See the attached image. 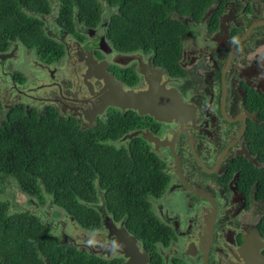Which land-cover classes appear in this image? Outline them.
<instances>
[{
  "label": "flooded vegetation",
  "instance_id": "obj_1",
  "mask_svg": "<svg viewBox=\"0 0 264 264\" xmlns=\"http://www.w3.org/2000/svg\"><path fill=\"white\" fill-rule=\"evenodd\" d=\"M201 11L198 19L170 12L171 20L184 24L180 48L178 56L172 48L161 62L153 50L117 47L107 16L91 24L74 13L68 30L43 24L39 43H50L48 55L37 46L27 48L21 37L0 39V89L7 109L41 113L53 107L82 129L101 123L107 145L130 149L135 141L148 149L164 184L159 195L148 197L149 214L132 221L127 213L119 215L122 203L110 185L102 188L93 179L92 189L88 176L75 188L83 196L79 201L97 212L93 220L61 217L55 209L61 212L55 222L47 208L63 207L48 193L43 208L33 198L21 211L47 217L42 223L49 236H34L38 254L30 264H264V0H210ZM156 71L160 78H154ZM109 76L134 91L160 81L176 92L178 115L158 119L105 104L92 120L85 117L99 104L97 94L106 90L103 79ZM37 81L56 83L59 91H51L70 113L48 102L52 96ZM74 91L80 101H73ZM116 117L120 124L111 122ZM42 246L64 250L45 254Z\"/></svg>",
  "mask_w": 264,
  "mask_h": 264
},
{
  "label": "trees",
  "instance_id": "obj_2",
  "mask_svg": "<svg viewBox=\"0 0 264 264\" xmlns=\"http://www.w3.org/2000/svg\"><path fill=\"white\" fill-rule=\"evenodd\" d=\"M102 4L106 11H103ZM210 0H0V39L5 35L21 37L24 45L49 54L50 43H39L43 18L53 14L57 4L60 21L67 23L77 13L89 23L96 24L109 15L108 32L122 50L137 47L156 52L158 62L171 53H179L180 20L169 17L171 11L180 15L201 11ZM14 17L13 24L10 19ZM62 52L59 54L61 55ZM128 121V119H127ZM75 120L60 117L53 107L43 112H29L6 108L3 86L0 89V264H30L37 256L38 242L34 236L49 230L42 223L46 218L31 211H21L12 198L6 196L5 182L16 178L19 187L45 207L48 193L52 202L63 207L64 213L79 220L90 221L97 212L81 203L83 196L76 193V186L89 177L99 180L102 188L110 185L115 197L124 203L125 210L115 206V213H127L131 219L145 218L149 214L148 197L159 195L164 186L160 172L153 165L156 159L148 149L133 141L130 149L107 145L104 129L98 126L82 129ZM120 124V118L111 120ZM120 156V157H118ZM116 157H118L116 159ZM109 174L112 180H109ZM264 175V173H263ZM116 191L118 195H116ZM34 205V203H32ZM45 213V212H44ZM61 212L54 211L55 222ZM133 216V217H132ZM84 227L96 222H79ZM100 223V222H99ZM137 225L138 222H129ZM145 225H141L143 228ZM152 226L148 223V230ZM52 240H46L50 242ZM35 242V243H34ZM43 252L52 255L63 252L42 246ZM35 255V256H34ZM35 257V258H34Z\"/></svg>",
  "mask_w": 264,
  "mask_h": 264
},
{
  "label": "water",
  "instance_id": "obj_3",
  "mask_svg": "<svg viewBox=\"0 0 264 264\" xmlns=\"http://www.w3.org/2000/svg\"><path fill=\"white\" fill-rule=\"evenodd\" d=\"M1 58L2 60L6 59V54L1 55ZM87 62L89 64L88 60ZM91 62L94 64L93 60H91ZM99 69L100 66L96 68L98 72ZM160 75L161 74L156 71V76H154V78H160ZM100 76L103 77V75ZM62 81L64 82L65 86L68 87L67 77H63ZM76 82L78 85H81L83 83L79 81ZM103 82L104 84H106V90L100 91L99 94H97L99 104H96L95 102L94 109L86 113L85 116L88 118L91 115V120L94 118L97 109L105 104H111L120 107H130L133 109H137L140 114L149 112L158 119L164 116L165 113L178 115L177 111L182 106L179 103L176 92L172 89L174 92L173 93L171 89L169 90L164 87L160 81L152 82L149 80V88L140 91L125 90L120 83L115 81L114 77L110 76L103 79ZM36 85L39 86L41 90H45V94L52 96V98H46L48 102L55 104L63 114L70 113V111L61 108L58 101L55 99V97L60 94L51 91H59V87L56 83L48 81L43 85L42 83L37 81L35 83V86ZM71 95H73V101L74 99H78V101H80V95L77 91H74ZM72 104L73 102L71 103V105ZM176 104L177 107H175ZM130 254L134 256L135 251H130Z\"/></svg>",
  "mask_w": 264,
  "mask_h": 264
},
{
  "label": "rangeland",
  "instance_id": "obj_4",
  "mask_svg": "<svg viewBox=\"0 0 264 264\" xmlns=\"http://www.w3.org/2000/svg\"><path fill=\"white\" fill-rule=\"evenodd\" d=\"M56 8L57 6L54 7L53 9V14H56ZM53 19V17H50L49 20ZM10 24H12V19L9 20ZM6 196H9L12 198L13 202L18 205V206H25V207H31L29 204H27L30 200H34L33 198H30L26 195V193H23L20 188L18 187V184L16 182V180L12 177H9V181H7L6 183ZM8 193V195H7ZM115 195V192H114ZM116 195H118V192L116 191ZM122 203V202H121ZM123 204H121V207H123ZM264 203H262L260 206H263ZM60 210L62 212L61 217L64 216V211L59 208L58 206H51L49 205V207L46 210V214H51L53 213V210ZM42 236H45V234H42Z\"/></svg>",
  "mask_w": 264,
  "mask_h": 264
},
{
  "label": "clouds",
  "instance_id": "obj_5",
  "mask_svg": "<svg viewBox=\"0 0 264 264\" xmlns=\"http://www.w3.org/2000/svg\"><path fill=\"white\" fill-rule=\"evenodd\" d=\"M101 5H102V8H103V11L105 12L106 9H105L104 5L102 4V2H101ZM55 6H57V4H54V5H53V9H54ZM105 16H107L108 19H109V17H110L109 15H105ZM105 16H103V17H105ZM50 17H51V16L42 17L45 25H51V29H53L54 26H55V24L58 23V26L62 27L64 30H68V29H67V26H66L67 23H65V22H61V21H60L59 14L57 13V8H56V14H54V15L52 16L53 19L49 20ZM103 17H102V18H103ZM102 18H101L98 22H100V21L102 20ZM11 19H12V21H14V17H11ZM108 19H107V21H108ZM98 22H97V23H98ZM12 24H13V22H12ZM10 25H11V24H10ZM39 113H40V112H39ZM14 179L16 180V182H17V184H18V187H19V182H18V180H17L16 178H14ZM7 181H9V180H7ZM7 181L5 182L4 186H6ZM19 188H20V187H19ZM20 190H21V189H20ZM52 216H53V214H52Z\"/></svg>",
  "mask_w": 264,
  "mask_h": 264
}]
</instances>
